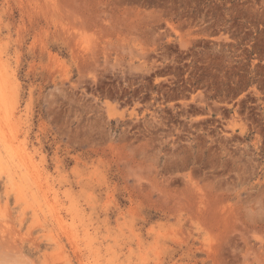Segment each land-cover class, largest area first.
Returning <instances> with one entry per match:
<instances>
[{"label": "rangeland", "instance_id": "1", "mask_svg": "<svg viewBox=\"0 0 264 264\" xmlns=\"http://www.w3.org/2000/svg\"><path fill=\"white\" fill-rule=\"evenodd\" d=\"M0 77V264H264V0H0Z\"/></svg>", "mask_w": 264, "mask_h": 264}, {"label": "bare ground", "instance_id": "2", "mask_svg": "<svg viewBox=\"0 0 264 264\" xmlns=\"http://www.w3.org/2000/svg\"><path fill=\"white\" fill-rule=\"evenodd\" d=\"M10 102V92L5 81L0 77V115L4 110H8ZM12 128V127H11ZM13 130V129H12ZM5 131V130H4ZM3 132V128L0 125V133ZM7 132V131H6ZM6 135V134H5ZM8 135V134H7ZM8 140V139H7ZM9 141V140H8ZM9 143V142H8ZM27 160V159H26ZM2 160L0 159V162ZM34 175V174H33ZM57 215V214H56Z\"/></svg>", "mask_w": 264, "mask_h": 264}]
</instances>
